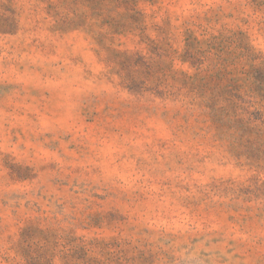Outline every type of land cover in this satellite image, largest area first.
Returning <instances> with one entry per match:
<instances>
[{
	"label": "rangeland",
	"instance_id": "374dc122",
	"mask_svg": "<svg viewBox=\"0 0 264 264\" xmlns=\"http://www.w3.org/2000/svg\"><path fill=\"white\" fill-rule=\"evenodd\" d=\"M0 264H264V0H0Z\"/></svg>",
	"mask_w": 264,
	"mask_h": 264
},
{
	"label": "trees",
	"instance_id": "16d2710c",
	"mask_svg": "<svg viewBox=\"0 0 264 264\" xmlns=\"http://www.w3.org/2000/svg\"><path fill=\"white\" fill-rule=\"evenodd\" d=\"M211 40V39H210ZM202 99L204 102H206L208 107L211 110V113L216 119L219 121L221 120V115L224 112V110L227 108V106H230L231 108H235L237 106V103L235 102L236 96H223V95H206L201 94ZM226 102V104H225ZM222 103V104H221ZM221 111V112H219ZM228 123H232L234 120H231L230 118H227ZM242 126V125H241Z\"/></svg>",
	"mask_w": 264,
	"mask_h": 264
}]
</instances>
